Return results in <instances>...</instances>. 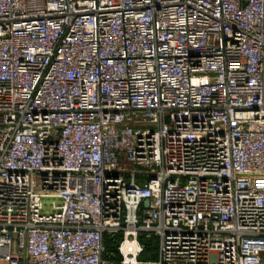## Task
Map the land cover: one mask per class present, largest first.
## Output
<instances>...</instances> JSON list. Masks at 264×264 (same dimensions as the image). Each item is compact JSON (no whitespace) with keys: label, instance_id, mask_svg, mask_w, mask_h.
I'll use <instances>...</instances> for the list:
<instances>
[{"label":"built area","instance_id":"1","mask_svg":"<svg viewBox=\"0 0 264 264\" xmlns=\"http://www.w3.org/2000/svg\"><path fill=\"white\" fill-rule=\"evenodd\" d=\"M0 261L264 264V0H0Z\"/></svg>","mask_w":264,"mask_h":264},{"label":"rangeland","instance_id":"2","mask_svg":"<svg viewBox=\"0 0 264 264\" xmlns=\"http://www.w3.org/2000/svg\"><path fill=\"white\" fill-rule=\"evenodd\" d=\"M141 129L146 130V129H150L152 131L157 130V126H153V125H149V124H143L140 125ZM141 242L143 243V245L145 246H150V247H157V252L154 254H149L144 261H155L157 260V256H158V239L154 236H152V238L150 239H145L144 237H142ZM111 253L115 254V248L113 250H111ZM115 258L119 259L118 255L115 254ZM0 264H6L4 262L0 261Z\"/></svg>","mask_w":264,"mask_h":264},{"label":"trees","instance_id":"3","mask_svg":"<svg viewBox=\"0 0 264 264\" xmlns=\"http://www.w3.org/2000/svg\"><path fill=\"white\" fill-rule=\"evenodd\" d=\"M105 246H106V249H107L108 253H111V250H113L114 248H115V253H116L117 246L113 244L112 240L108 236L105 237ZM156 252H157V247L153 248V247H150V246H145V251L141 255V260H145V258L149 254H154L155 255Z\"/></svg>","mask_w":264,"mask_h":264},{"label":"water","instance_id":"4","mask_svg":"<svg viewBox=\"0 0 264 264\" xmlns=\"http://www.w3.org/2000/svg\"><path fill=\"white\" fill-rule=\"evenodd\" d=\"M146 205H147V203H146Z\"/></svg>","mask_w":264,"mask_h":264}]
</instances>
